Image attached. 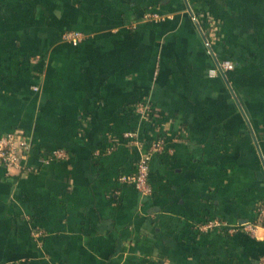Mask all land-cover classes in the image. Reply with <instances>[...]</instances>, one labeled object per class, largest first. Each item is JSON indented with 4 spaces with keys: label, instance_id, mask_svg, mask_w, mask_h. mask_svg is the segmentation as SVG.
Here are the masks:
<instances>
[{
    "label": "crops",
    "instance_id": "0c3cea01",
    "mask_svg": "<svg viewBox=\"0 0 264 264\" xmlns=\"http://www.w3.org/2000/svg\"><path fill=\"white\" fill-rule=\"evenodd\" d=\"M15 130L31 147L27 171L0 163V264H264L263 230L201 228L264 202V0H0V138ZM129 131L166 140L148 195L121 180Z\"/></svg>",
    "mask_w": 264,
    "mask_h": 264
},
{
    "label": "built area",
    "instance_id": "2783aa9c",
    "mask_svg": "<svg viewBox=\"0 0 264 264\" xmlns=\"http://www.w3.org/2000/svg\"><path fill=\"white\" fill-rule=\"evenodd\" d=\"M146 19H159L161 16L156 12H148L144 16ZM196 22L199 21L197 16L193 17ZM82 34L77 31H69L63 35V38L67 41L77 45L81 39ZM214 37H217L215 30H211L208 38L206 39L207 45L212 47ZM219 69L222 72H228L235 68V64L230 59H223L218 62ZM137 111L143 118H149L152 113V108L149 103L141 102L136 106ZM125 138L131 140L137 144L141 150L140 158L137 162L136 172L130 175L122 176L123 182L134 185L142 194H150L152 192V186L149 182L150 164L154 154L163 152L166 148V140L164 137H159L152 140L145 146L144 141L139 140L138 134L135 131H129L124 134ZM31 147L30 138L22 131L15 130L0 138V163L3 164L8 170L27 171L24 168L22 161L26 156L27 151ZM66 154L63 150H55L52 154V158L62 159ZM216 227H225L230 232L237 231L242 228L246 232L254 236H258L259 230L264 231V202L257 208V220L250 222L246 221L239 226H229L225 221L209 220L201 225L203 230H211Z\"/></svg>",
    "mask_w": 264,
    "mask_h": 264
}]
</instances>
